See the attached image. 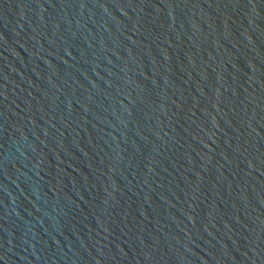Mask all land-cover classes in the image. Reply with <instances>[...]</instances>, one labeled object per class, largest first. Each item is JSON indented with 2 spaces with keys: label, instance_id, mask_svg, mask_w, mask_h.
Instances as JSON below:
<instances>
[{
  "label": "water",
  "instance_id": "obj_1",
  "mask_svg": "<svg viewBox=\"0 0 264 264\" xmlns=\"http://www.w3.org/2000/svg\"><path fill=\"white\" fill-rule=\"evenodd\" d=\"M0 264H264V0H0Z\"/></svg>",
  "mask_w": 264,
  "mask_h": 264
}]
</instances>
